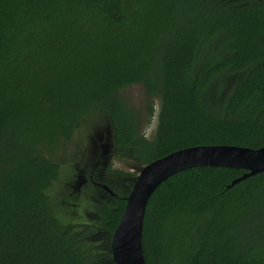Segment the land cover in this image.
<instances>
[{"label":"trees","instance_id":"trees-1","mask_svg":"<svg viewBox=\"0 0 264 264\" xmlns=\"http://www.w3.org/2000/svg\"><path fill=\"white\" fill-rule=\"evenodd\" d=\"M135 85L159 100L150 138L121 95ZM96 113L115 157L142 167L195 146L264 147V0H0V264H115L138 175L78 171L83 200L63 210L50 195ZM245 173L165 180L146 208V263L264 264V172L229 188Z\"/></svg>","mask_w":264,"mask_h":264},{"label":"water","instance_id":"water-1","mask_svg":"<svg viewBox=\"0 0 264 264\" xmlns=\"http://www.w3.org/2000/svg\"><path fill=\"white\" fill-rule=\"evenodd\" d=\"M199 166L247 170L229 186L264 172V147L250 149L228 145H203L176 151L145 165L127 197L123 216L114 232L112 254L115 264H147L143 252L144 217L155 190L175 173ZM104 189L114 194L107 186Z\"/></svg>","mask_w":264,"mask_h":264},{"label":"rangeland","instance_id":"rangeland-1","mask_svg":"<svg viewBox=\"0 0 264 264\" xmlns=\"http://www.w3.org/2000/svg\"><path fill=\"white\" fill-rule=\"evenodd\" d=\"M122 96L136 109L142 112L143 128L142 131L147 133L150 138L154 134L157 115L159 112V100L156 98L149 99L144 92L141 85H135L125 88L122 91ZM153 105L155 115L149 125L146 124L148 120V107ZM66 162L63 164L62 173L59 180L55 183L50 191L55 205H58L61 210L63 207H74V204L83 200L81 197V188L77 187V180L72 177L76 172L99 171L101 170L104 176L100 183L108 184V173L106 172L109 165L113 169L121 170L123 172L139 175L143 168L135 160L119 159L114 155V143L111 135L110 125L107 119L101 114H94L91 116L88 123L74 136L71 143H69L67 151ZM122 187H125L122 185ZM65 205V206H64ZM82 207V204L77 208ZM82 210V208H80Z\"/></svg>","mask_w":264,"mask_h":264}]
</instances>
